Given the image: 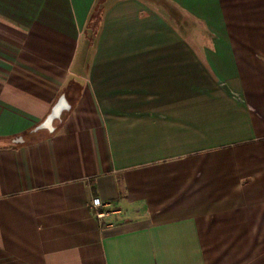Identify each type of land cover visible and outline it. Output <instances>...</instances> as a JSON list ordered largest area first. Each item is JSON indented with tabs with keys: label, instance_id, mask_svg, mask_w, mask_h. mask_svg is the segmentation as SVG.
<instances>
[{
	"label": "crops",
	"instance_id": "1",
	"mask_svg": "<svg viewBox=\"0 0 264 264\" xmlns=\"http://www.w3.org/2000/svg\"><path fill=\"white\" fill-rule=\"evenodd\" d=\"M0 264H264V0H0Z\"/></svg>",
	"mask_w": 264,
	"mask_h": 264
},
{
	"label": "rangeland",
	"instance_id": "2",
	"mask_svg": "<svg viewBox=\"0 0 264 264\" xmlns=\"http://www.w3.org/2000/svg\"><path fill=\"white\" fill-rule=\"evenodd\" d=\"M171 18L173 19L174 24L176 23V26L184 32L191 31L194 29L197 31L203 29L199 23L189 20L183 15H181L179 19H174L173 17ZM95 38H96V29L95 30L90 29L89 36L85 38L84 42L82 43L81 51L84 55L83 54L80 55L79 60L80 61L82 60V62L85 63L86 67L88 65L87 63L89 62L91 58L92 48L95 44Z\"/></svg>",
	"mask_w": 264,
	"mask_h": 264
},
{
	"label": "built area",
	"instance_id": "3",
	"mask_svg": "<svg viewBox=\"0 0 264 264\" xmlns=\"http://www.w3.org/2000/svg\"><path fill=\"white\" fill-rule=\"evenodd\" d=\"M92 206H93L94 208H96V209L99 210V209H104V208H106V207H107V204H106L101 198L96 197V198H94V199L92 200ZM104 215H105V213H104L103 210H99V211L97 212V216H98L99 218L104 217Z\"/></svg>",
	"mask_w": 264,
	"mask_h": 264
}]
</instances>
